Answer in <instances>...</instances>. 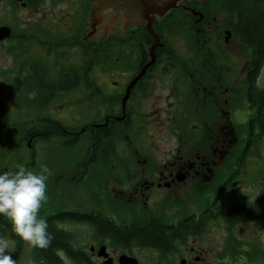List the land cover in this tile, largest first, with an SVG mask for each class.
<instances>
[{"label":"rangeland","instance_id":"374dc122","mask_svg":"<svg viewBox=\"0 0 264 264\" xmlns=\"http://www.w3.org/2000/svg\"><path fill=\"white\" fill-rule=\"evenodd\" d=\"M21 1L26 3L27 7H23L21 5L22 3L15 4L17 0L0 1V26L11 25L16 22L17 27L15 28L17 31H34L32 35L33 39L37 34L45 42L49 38L70 35V33L77 29V23L81 19L80 11L77 10L79 9L80 0H67L61 3H55L53 0H41L38 3L30 2L29 0ZM190 1L195 0H183V3ZM207 7L214 12L208 13V17L203 21V26L194 24V31H190L188 30L189 27L185 28L182 24H177L176 27L169 28L171 33L169 41L174 43L179 53H184L183 51L185 50V55L182 54V58L186 59L183 60L184 65L182 66L184 68L181 69L182 74H185L186 68L188 70L195 69V67L187 64V59L191 57V50L199 46L201 47L202 54L207 59V64H211L213 54L218 59V63H216L223 64L221 66L223 74L220 76L219 74L221 72H217V79L222 89L228 88V91L224 92V95L233 93L240 97L241 100L237 106H233L231 115L230 113H225L224 115L219 113L214 116L215 118H208L206 121L202 116L194 113L198 110L202 111L205 109L193 106V98L188 101V98L186 99L183 97V94H180V90L173 87L179 85L180 81L158 75L153 79L155 80L153 89L150 90L148 96L141 102L143 103L142 106L137 104L139 102L137 99L128 100L130 96L129 91L125 101V97L122 99L123 105H120L122 114L115 115L116 113L111 111V109L107 112L104 101L107 98L116 97L114 95H123L125 91L127 93L129 88L127 85L132 77V69L130 68L133 66L131 62L135 61V56L134 49H132L133 46L128 43V52H120L121 55L117 56V54L113 58H110L108 53L104 52L107 55L104 61L93 60V66L91 67V77L95 79L93 89L88 90L81 87L77 91L68 93L62 100H57L44 112V114L48 112L55 120L65 125L74 126L75 130L71 131L76 132V128L82 130L83 136L82 138L80 137V142L72 149L74 157L76 158L75 162L66 159L63 160L57 156L61 154L64 147H69L68 145H62V141L58 139L54 141H42L35 135L34 138L31 136L27 139L25 129H31L30 125L39 118H34L28 108L22 105L17 106L15 103L17 100L16 89L14 88L16 83V61H14L13 65V58L7 54L6 49L10 44L16 43V35L12 42L3 41L5 38L0 40V70L1 68L9 70V73L0 72V110L5 115L3 117H5L6 122L19 123L16 128L8 129L0 134V174L16 171L17 165H22L26 169L34 172H38L41 165H46L51 170V175L47 180L46 194L48 201L42 206L39 218L45 219L46 216L56 210H73L79 208V206L83 210L91 208L95 210L96 208L90 203L95 202L97 199L99 203L98 208H101V213H105L106 216H110L112 213L114 218L121 220V217L123 215L126 216L128 212L124 209L125 199L120 198V196H123L120 192L127 191L131 188V182H126L122 174L127 160L136 162L132 163L129 169L131 174L136 175L134 171L141 170L143 160L147 159L159 162L175 160L182 156V149V152H184L186 148H189L191 142L192 144L195 143L193 141H205L202 147L199 146L205 152H201V154L196 153L195 150H198V148L195 147L192 151L191 158L196 160L198 164L199 160L209 161L208 166L212 163L216 164L215 166L212 164L213 167H211L213 171L212 175L214 174L213 178L211 175L210 178L202 181L201 176L194 175L197 178L195 179L193 187L197 190L200 189V194L197 196L200 202H194L193 208L204 205L206 201H203V196L205 194L207 195L208 201L211 194L217 191L219 186L217 181H222L224 174L228 172L226 171L227 164L232 163L236 159L237 149L243 146L248 136V134H245L244 126L252 113L246 108V104L248 103L243 92V73L246 67L245 64L251 58V52H249V49L245 45L237 42L239 39L230 28L227 14L212 2L207 1ZM175 16L180 17L181 15L177 12ZM90 29L91 15L84 32ZM227 31H232L231 36L227 34ZM184 32H191L195 36L190 40ZM84 36L85 39L88 38L87 34ZM199 37L202 40L201 42L197 40ZM32 42H34L32 44L36 47L35 51L37 53L30 51L31 56H39L47 60L49 58L52 59L54 53H49L46 44L34 40ZM94 44L96 45L94 47L98 46L96 43ZM104 45L106 46V44ZM44 46L46 47L42 49ZM104 49L109 50L107 48ZM167 50L174 52L169 47ZM102 51L99 50L94 53L99 60L105 57ZM155 52H157L156 49ZM74 53H78V50L74 51ZM196 55H199V52ZM229 56H232L230 60ZM74 57L72 56L70 60H76L78 58V56L76 59ZM147 59H149V64V55ZM88 61L89 55L87 64ZM216 63L215 61L213 62V64ZM12 69L13 71H11ZM128 69L130 72L125 71ZM144 69H142L138 77L142 75ZM208 70L209 73H212V71H220V69L216 68ZM260 75L264 82V65ZM138 77L136 76L132 82ZM192 78L195 79V77ZM189 82L195 83L197 80H191ZM209 85V95L219 96L214 86L212 84ZM197 102L201 103L198 100ZM216 105L217 110L218 107L221 109H230L224 104L221 105L220 102H216ZM113 106L116 111H119L120 106L118 103ZM129 108L134 110L138 108L137 115L132 117L129 115V119L125 121L123 118L127 115V111L130 113ZM234 110L236 111L234 112ZM87 115L90 117L95 115L96 123L104 124L107 122L104 125H109L107 126L109 135L102 142L100 141L94 150L91 149L92 145L89 143H82L84 139L88 138L87 134L90 128L88 125L95 124L93 123L95 118L89 119ZM111 115H115L114 117H124L118 118L121 120H117L116 118H109ZM133 120L138 122L131 124ZM227 120L229 126L225 127L224 132L229 131L233 127L235 133L238 132V141L234 145V148L233 146L229 148V150L232 149L231 152L226 154L227 142L221 143L218 140V144H214L217 141V129L219 130L221 123H226ZM26 123L28 126H26ZM203 124L205 127L202 129L201 125ZM189 128H199L205 132L207 131L208 136H197L191 139L190 142V138L188 139L187 137ZM251 148L252 155L248 157L247 165L244 163L245 167L242 168L246 172L238 177L236 185L232 186L228 190V193L232 195L234 201H251L252 203H250L254 205L256 211L261 215L264 210V142H260ZM89 156H94V161L88 164V167L84 166V164L81 165ZM223 160L225 161L224 163ZM198 167L201 168L200 165ZM200 172H203V169ZM219 173H222L220 177H216ZM180 179H183V177H180ZM124 182L126 183L124 184ZM187 188L189 187L181 189L180 192L174 188H167L165 192L168 194L162 200L165 202L173 200L176 195L184 193ZM260 195L263 198L262 203L258 200ZM159 196L160 193H153L152 198ZM109 201L113 203L112 207ZM114 205L117 207H114ZM140 209H137V212ZM73 226L78 228V230H85L81 224H74ZM238 232L246 238L251 236L252 243L261 241L264 246V219L260 216L250 220ZM244 232H247V234ZM221 234L225 236L221 229L214 228L209 232L207 238L220 240ZM82 238L87 237L82 235ZM15 243L9 240V254L16 261V264H30L27 255H23V251L27 249V245H18L17 243L16 245ZM134 262V264H139L136 260ZM143 264L156 263L150 257H144ZM227 264H229L228 261ZM252 264L257 263H254L252 260Z\"/></svg>","mask_w":264,"mask_h":264},{"label":"flooded vegetation","instance_id":"af4514ba","mask_svg":"<svg viewBox=\"0 0 264 264\" xmlns=\"http://www.w3.org/2000/svg\"><path fill=\"white\" fill-rule=\"evenodd\" d=\"M29 1L38 3L41 0ZM89 1L92 2V0ZM53 2L55 1L53 0ZM16 3H22L21 5L23 7L26 6V3L22 1L20 2V0H17L15 4ZM91 5L93 8L94 4ZM173 10L178 12L181 16L187 14V19L190 20L194 19L195 21H205V19L208 17V7L206 0H195L188 3H183L182 0L178 7H175ZM171 12L172 11L169 10L166 14L161 17L158 16L155 21L152 22L151 26L159 36V39L156 40L155 37L150 32H148L153 37V41L150 45L151 49L153 45L157 44V46L153 49H156L157 52L154 51V53H152L150 56L152 59L154 54L155 61L145 69V71L138 78L137 82L133 84L130 90L128 88L130 91L128 100L137 99V101L139 100L137 104L142 106L143 103L141 102L148 96L150 90L153 89L155 83V80L153 79L156 75H158L180 81L179 85L173 87L180 90V94H183V97L186 99L188 98V101L193 98V106L199 108L202 107L205 109L202 111L198 110L194 113L202 116L204 119H206V121L208 118H215L214 116L219 113L222 115L225 113H230L231 115V109L233 106H237L241 100L240 97L234 95L233 93H228L226 96L224 95V92H227L228 88L222 89V86L217 79V72H221L219 74L220 76L223 74V70L221 69L223 64H207L204 62L206 58L204 57V54H202L201 48H194L191 50V57L187 59V64H190L191 67H195V69L188 70L185 67V74H182L181 69L184 68L182 66L184 63H180L181 65L179 67L172 68L167 65L171 55V51L167 50V48L169 47L175 52L169 41L171 33L164 31L165 24L168 22V18L170 16L169 14H171ZM90 14L91 12L89 13L88 19L85 22V28ZM148 21L149 20L147 19L142 23L129 26L128 28L131 29V35L128 37L135 38L139 32V27H142L148 31ZM231 32L229 33V36H231ZM11 37L12 38H5L3 41L12 42L14 40V35ZM83 38H85L84 35ZM16 39L18 38L16 37ZM28 42L29 46L31 47V52L37 53L35 51L36 47H34L32 44L34 42L31 40ZM237 42L240 41L238 40ZM145 43H141L139 45L145 46ZM171 43L174 45L172 41ZM17 45L18 40L16 43L10 44L8 48ZM44 47L42 49H44ZM8 48L6 49V52L8 55L12 56L14 65V61L17 60V57L14 56L13 52H9ZM183 52L185 53V50ZM197 52H199V55H196ZM249 52H251V58L245 64L246 67L243 73V92L248 103L246 104V108L252 113L251 117L247 120V122H245H251L252 135H248L243 146L237 149L238 151L236 153V159L232 163L227 164L226 171L228 172H226L227 174H224L222 181H217L219 184L217 191L211 194V197L208 198V201L207 195L205 194L203 196V201H206L204 205L193 208L194 202H200L199 198L197 199V196L200 194V189L197 190L193 187L195 179L197 178L194 175L201 176V180L204 181V179L211 177L213 173L211 169V167H213L212 164L214 166L216 164L212 163L208 166L209 161L202 160H199L198 164L196 160L191 158L192 151L195 147L198 148V150H195L196 153L201 154V152H205V150L200 148L204 145L205 141H193L195 142L194 144L191 142V139H194L197 136H208L207 131L205 132L202 130L205 127L203 124L201 125L202 129H188L187 137L188 139L190 138L189 141L191 144L184 152H182V149V156L176 158L175 160L159 162L145 159L142 161L141 170L134 171L136 175L131 174L129 171L130 165L136 162L127 160L122 174L125 177L123 179L126 182H131V188L127 191L120 192L123 194V196H120V198L125 199L124 209L128 212L126 216L123 215L121 217V220L114 218L112 213L110 214L111 217L109 215L106 216L105 213H101V208H98L99 203L97 199L95 202L90 203L96 208L95 210L93 208L83 210V208H80L79 206V208H75L73 210L60 209L51 213L58 214L67 211L77 213L78 215H85L86 220L84 222L71 223L72 225L70 223H60L57 226L58 229L63 230L67 234L69 241L66 245H64L63 248L57 249L55 251L57 258L56 260L51 261L48 257L44 256V253H39L38 248L30 247L24 242L23 244L27 245V249L23 251V255H27L29 263L124 264V261L126 260L127 264H134V260H136L139 264H143L144 257H150L151 260L156 264H227V261L229 264H252V260L254 263L264 264V246L262 242L255 241L252 243L251 236L246 238L238 232V230L241 229L246 223L250 222V220L244 221L242 223H231L229 220H225L226 218H224V214L221 209V206L224 204V202L235 205L240 202L234 201L232 199V195H229L228 190L232 186L236 185L238 177L246 172L242 170V168L245 167V164L247 165L248 157L252 155L251 147L260 142H264V112L261 110L260 106L252 100L254 99L253 97L257 96L258 93H264V82L262 81L260 75L264 63L255 71L254 65L251 64L252 50L249 49ZM184 53L181 52V55H185ZM29 54L31 55V53ZM134 54L136 63L133 64V66H135V69L133 67L131 72L132 77L127 87H130L133 79L136 76L138 77L142 69L145 68L149 61V59H147L144 63H138L140 58L138 57L136 49H134ZM231 57L229 56V60ZM45 60L48 61L47 59ZM214 68L220 69V71H212V73H209L208 69ZM125 71H129V69ZM254 71L255 79L253 78L252 81L250 77ZM192 77H195V79ZM191 80H197V82L190 83L189 81ZM209 84L214 86V89L219 96H215L213 94L209 95ZM125 95L126 91L123 93L122 98H124ZM196 98L198 101H201V103L197 102ZM216 102H220L221 105L224 104L230 109H221L218 107V111L216 109ZM129 110L130 117L137 115L138 108L136 110L129 108ZM235 111L236 110H234V112ZM115 115H118V113ZM116 119L119 120L118 118ZM133 122L137 123L138 121L136 122V120H133L131 121V124ZM206 124L209 125L208 122H206ZM95 126L98 127L100 125L95 124ZM220 126L221 128L219 130L217 129V141L214 145L218 144V140L221 143L227 142V149L225 150V153L227 154L232 150H229V148L232 146L234 148V145L238 141V132L235 133L233 127L229 131L224 132L225 127L229 126L228 120L226 123H221ZM244 128L245 134H248V129H246L245 126ZM194 135L195 137H193ZM249 138H252V142L249 144L248 152L244 155V150ZM242 155L244 156L242 157ZM224 162L225 161L223 160V163ZM199 165L201 168L198 167ZM201 169H203V172H200ZM222 173H219V175L216 177H220ZM180 177H183V179H180ZM213 177L214 174L212 175V178ZM126 182H124V184ZM186 187L189 188H187L184 193L176 195L173 200L168 202L162 200L165 199L166 195L168 194H166L165 189L174 188L180 192L181 189ZM153 193H160V196L152 198ZM262 199L263 198L260 200L258 198L260 203L263 202ZM243 202L249 203L252 207L251 201ZM109 204L112 207L113 203L109 201ZM114 207L117 206L114 205ZM139 208L141 209L139 212H137V209ZM259 216L264 219V210ZM87 220H90L91 223L87 222ZM101 220L107 221L106 225L108 230L106 234H102L103 230L101 226H98ZM74 224H81V226H84L85 230H78V228L73 226ZM151 228L154 231H156L157 228L164 230L166 239H163L162 243L141 239H122V234L127 233L129 229L145 230ZM214 228L221 229L225 236L221 234L220 240L208 239L207 237L209 232ZM112 230H118L121 234V237L115 238L113 236L114 234L111 232ZM244 233L247 234V232ZM82 235L87 238L83 239Z\"/></svg>","mask_w":264,"mask_h":264},{"label":"trees","instance_id":"16d2710c","mask_svg":"<svg viewBox=\"0 0 264 264\" xmlns=\"http://www.w3.org/2000/svg\"><path fill=\"white\" fill-rule=\"evenodd\" d=\"M55 3L66 2L67 0H54ZM208 2L214 3L219 9L225 12L228 16L230 28L232 29L234 35H236L239 41L245 45L248 49L252 50V62L254 65L255 71L264 63V0H206ZM217 8V9H218ZM92 9L91 1L89 0H80L79 9H77L81 15V19L77 23V29L70 33V35H65L62 37L49 38L47 42L42 40L38 34L33 39L34 31H17L16 22L12 23L11 26L14 28L13 34L18 38V45L14 47H9L8 51L13 52L14 56L17 57L15 60L16 69V83L14 88L16 89L17 100L15 103L17 106H24L28 108L30 114L35 118H39L36 122L30 125L31 129L26 128L27 139L31 136H36L40 140L54 141L58 139L62 141V145H68L69 147H64V150L61 154L57 155L63 160H69L75 162L76 158L72 152L73 147L80 141L82 138V130L76 128V132H70L75 130L74 126H68L64 123L55 120L54 117L49 114L47 111L51 105H53L57 100H62L68 93L77 91L79 88L83 87L85 89H93L94 81L91 77V67L89 69L87 64V59L89 53L92 51L98 52H107L110 58L121 55L120 52H128V43L132 45V49H136L138 53V63H144L147 60V56L150 55L147 46H150L152 43V36L148 31L142 27H139V32L135 38L126 36L125 38H118L119 36H111L107 38L105 46L100 44L98 47L90 40H83L85 22L88 19L90 10ZM214 12L212 9H208V13ZM176 11L172 10L169 14L168 22L165 24L164 31L170 33L169 28L176 27L177 24H182L185 28L189 27L188 30L194 31L193 25L199 24L203 26V21H195L194 19H187V14L180 17H176ZM192 26V27H191ZM162 32V31H161ZM20 33V34H18ZM190 38V40L195 36L191 32H184ZM49 35V34H46ZM186 36V35H185ZM29 40H34L37 42H42L47 45L49 53H54L52 59L49 58L48 61L42 59L39 56H31L29 52L31 47L29 46ZM201 42V38L197 39ZM146 42V43H145ZM145 43V46L139 45ZM128 44V45H127ZM171 47L174 48L176 53L171 52L167 65L172 67H179L183 63L181 53H179L176 47L170 42ZM46 47V46H45ZM44 47V48H45ZM196 47V46H195ZM208 47V46H207ZM107 48L109 50H106ZM196 48H201L196 47ZM119 49V50H118ZM78 50V53L74 51ZM214 52V51H213ZM101 54V53H99ZM72 56H75L74 59L78 56L76 60H70ZM135 56V54H134ZM135 59V57H134ZM50 61V62H49ZM218 63L216 57H211V64L213 62ZM204 62H207L205 59ZM132 64L136 63V60L131 62ZM131 66V69H133ZM14 69V67H13ZM13 69L11 71H13ZM255 71L252 73L250 79H255ZM0 72H8L6 68H1ZM114 98H107L104 101L106 105V111L109 112L110 109L114 113L122 114L121 106L122 96L123 95H114ZM252 98V97H251ZM252 99L256 104H258L261 110L264 112V93H258L257 96ZM118 103L120 106L119 111L115 110L114 104ZM130 115L127 112V115L123 118L127 121L128 116ZM2 110H0V134L4 133L8 129L16 128L19 123H8ZM95 118L93 123H96V116L93 115L90 117ZM121 120V119H119ZM252 121V120H251ZM126 123V122H125ZM251 123V122H250ZM246 123L245 127L248 129V135H252V125ZM27 124V123H26ZM28 126V124L26 125ZM95 126V125H94ZM90 126L87 134V139H84L82 143L87 142L91 146V149H96L100 141L102 142L105 137L109 135L108 127L109 125L101 124L100 126ZM89 127V126H88ZM252 142V138L248 139L247 145L244 150V155L248 152L249 144ZM91 154V153H90ZM242 155V157L244 156ZM79 161V160H77ZM87 161V163H86ZM94 161V156H89L85 159L81 165L87 166L88 164ZM243 161V159H242ZM88 167V166H87ZM262 195L259 199L261 200ZM223 211V216L225 220H229L231 223H242L244 221L253 220L258 218L260 213L256 211V208L252 204V207L247 202H239L238 204H230L224 202L221 206ZM45 220L48 222L49 228L48 231L52 234L54 239L52 240L51 246L47 249H40L39 253H44L45 257H48L51 261L56 260V250L61 249L64 245L67 244L69 239L67 234L58 229L60 223H78L84 222L86 220L85 215H78L77 213L72 212H62L58 214H49ZM87 222L91 223L90 220ZM98 226L102 228V234H106L108 227L107 221L101 220ZM100 229V228H99ZM158 229V230H157ZM156 231L151 229L138 230V229H129L127 233L122 234V239L132 240V239H141L152 242L162 243L163 239H166L164 235V230L157 228ZM101 231V230H100ZM104 232V233H103ZM115 238H120L121 234L118 230L111 231ZM0 236L15 241L18 245L24 243L19 237L11 232V224L6 217L0 216Z\"/></svg>","mask_w":264,"mask_h":264},{"label":"clouds","instance_id":"9594fccd","mask_svg":"<svg viewBox=\"0 0 264 264\" xmlns=\"http://www.w3.org/2000/svg\"><path fill=\"white\" fill-rule=\"evenodd\" d=\"M51 170L41 165L38 172L22 165L11 173L0 174V216L11 224V232L30 247L47 249L54 237L39 213L48 201L47 180ZM0 264H16L9 254V240L0 236Z\"/></svg>","mask_w":264,"mask_h":264},{"label":"water","instance_id":"95a60500","mask_svg":"<svg viewBox=\"0 0 264 264\" xmlns=\"http://www.w3.org/2000/svg\"><path fill=\"white\" fill-rule=\"evenodd\" d=\"M180 1L181 0H92L91 4H94V9L92 14H90L91 29L87 30L84 33V35L87 34L88 35L87 39L93 43H96L98 46L100 44L107 45L106 43L107 38L111 36H119L118 38H125L126 36H130L131 29L128 28L129 26L142 23L148 19L149 20L147 24L148 32H150L155 37V39L158 40L159 36L156 34L153 27L151 26L152 22L155 21V19L158 16L161 17L169 10L171 11L175 7H178L179 5L178 3ZM11 33H12L11 26L9 25L0 26V40L4 38H9L11 36ZM229 33L230 31H227V34ZM82 39L86 40L85 38ZM156 46L157 44L153 45L152 49L151 46L147 47V50L149 51L150 54L149 57L152 55V53H154L155 50L153 49ZM94 53L95 52L93 51V49L89 53V61H88L89 69L90 67L93 66V60L104 61L107 57V55L103 52L105 54V57L102 60H99ZM154 61H155V56L153 54L152 59L150 58V62L145 67V69L149 65H151ZM138 78L132 83L134 84L138 80ZM132 83L131 86L129 87V90L133 85ZM128 91L126 93L124 101L129 93ZM124 116H125V112H124ZM113 117L114 116H111L109 118H113ZM123 117H116V118H123ZM94 125H88V126H94ZM34 137L35 136H33V138ZM124 264H126V260L124 261Z\"/></svg>","mask_w":264,"mask_h":264},{"label":"bare ground","instance_id":"6f19581e","mask_svg":"<svg viewBox=\"0 0 264 264\" xmlns=\"http://www.w3.org/2000/svg\"><path fill=\"white\" fill-rule=\"evenodd\" d=\"M127 264V263H126Z\"/></svg>","mask_w":264,"mask_h":264}]
</instances>
